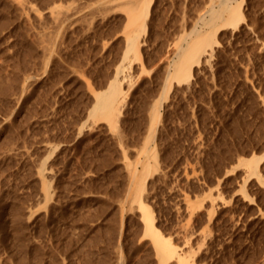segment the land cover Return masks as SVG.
Masks as SVG:
<instances>
[{
	"label": "rangeland",
	"instance_id": "obj_1",
	"mask_svg": "<svg viewBox=\"0 0 264 264\" xmlns=\"http://www.w3.org/2000/svg\"><path fill=\"white\" fill-rule=\"evenodd\" d=\"M100 1L0 0V264H112L116 256L161 264L127 164L136 172L152 164L142 151L148 110L162 95L167 68L173 71V46L183 26L185 33L208 28L218 5L152 4L140 54H124L133 57V84L117 142L109 123L88 113L92 90L104 88L124 59L127 16ZM56 6L78 9L77 18L58 27L49 15ZM241 7L245 20L212 39L211 65H194L188 81L173 84L150 142L158 164L145 172L142 201L189 264L264 260V190L250 178L253 200H245L247 167L237 164L264 153V0ZM43 160L56 191L45 204L37 175Z\"/></svg>",
	"mask_w": 264,
	"mask_h": 264
},
{
	"label": "bare ground",
	"instance_id": "obj_2",
	"mask_svg": "<svg viewBox=\"0 0 264 264\" xmlns=\"http://www.w3.org/2000/svg\"><path fill=\"white\" fill-rule=\"evenodd\" d=\"M210 1L217 3L218 10L211 11L210 19L204 21L208 28H206L205 30H196L194 28L190 30V32L188 31V33H185V28L183 26L182 34L177 40L178 42L174 44V48L172 50L173 54L175 55V58L172 59L171 64L173 66V71H170L167 68V72L163 80L162 95L157 101L155 100V102L149 107L148 127L146 133V143H148L142 148V151L145 149V157L152 160V164L148 163V161H144L140 172H136V170L134 169V165L130 163L127 164V172L129 176H131L132 179L134 177H137L138 179V181H135L137 183L135 184L134 189H132V191L130 190V192L133 193V196H131L137 202L136 208L138 207L141 212V220L144 222V232L151 238L154 256L158 258L157 260H159V263L161 264H169V260L172 257H174V259L177 260L180 264H189L188 261L185 259V256H183L184 254L181 255L172 246L171 237L163 235L156 228L151 210L142 201L147 181V176H145V172L152 167L156 168L158 164V153L154 149V147L150 145V142H153L155 132L158 128V122L160 121V108L163 103L162 101L164 98L168 97L169 92L175 82L180 83L181 81L189 80L194 65H198L200 63H205L207 65L210 62V59L214 54L215 48L212 39L216 36V34H218V32H220V29L229 25L236 27L240 23V21L245 20V15L241 7L244 0L235 1L236 3L234 4L230 3L231 1L228 0ZM153 3L155 4L156 0H102L96 3L101 7H120L122 11L126 14L127 21L124 31L125 49L123 55L131 54L133 57H135L140 54L141 47L143 46L142 44H144V41L150 32L149 19L152 16L151 11L153 9L151 10V6H153ZM75 11L77 12L78 9ZM49 12V15L52 17L54 23L61 28L64 27V23H66L67 21L72 22L77 18L76 12L70 11V9L63 10L61 6H56L52 10L50 9ZM125 55L123 57L124 59L127 58L125 57ZM128 58L125 60L123 59L122 62L118 64L119 66H117L116 73L114 74V76H112V78L107 81L104 88L97 91L92 90L93 100L88 109V113L92 116V118H94L95 120H103L109 123V130L111 132V135L113 138L117 139V142L119 133L116 127L118 126L120 116L122 115L123 108L127 101V93L133 84L131 78L132 76L130 74L133 60L131 57V59ZM208 65H211V63ZM263 159L264 153L259 156L253 154L249 157H240L237 159V164H245L247 167V173L245 178H243V184L241 186V191L245 200H253V197H251L250 194L246 192L247 190L245 187L246 183L249 182L248 180L250 178L252 179L253 177L257 187H263L264 190V176L262 173L264 171ZM45 161H47V159H45ZM38 170L39 171L37 172V175H39V181L41 184L39 189H41L43 197L42 200L45 201V204L47 203V201L49 202L51 200V198L56 192L53 188L54 186H52V180L54 179V175L52 174L53 171L51 172V170H48L44 160L42 162V166L40 167L39 165ZM39 194L41 195V193ZM53 199L55 198L53 197ZM47 208H50L47 214L51 215L53 212V207L50 205V207L47 206ZM52 216L53 215H47L48 221H52ZM122 218L123 217L120 218L117 228V234L119 238L121 237L124 229V223ZM118 254L120 253L118 252ZM116 257L117 258H115V261L112 264H126L123 258H120L118 256ZM262 264H264V260H262Z\"/></svg>",
	"mask_w": 264,
	"mask_h": 264
}]
</instances>
